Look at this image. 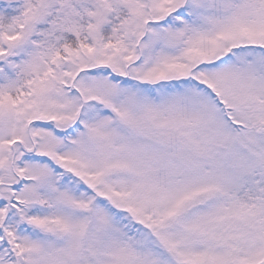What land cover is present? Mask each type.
<instances>
[{
	"label": "snow or ice",
	"instance_id": "obj_1",
	"mask_svg": "<svg viewBox=\"0 0 264 264\" xmlns=\"http://www.w3.org/2000/svg\"><path fill=\"white\" fill-rule=\"evenodd\" d=\"M0 264H264V0H0Z\"/></svg>",
	"mask_w": 264,
	"mask_h": 264
}]
</instances>
